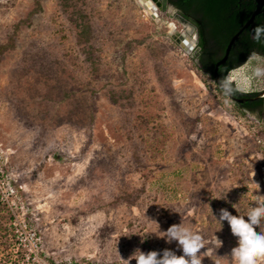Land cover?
Wrapping results in <instances>:
<instances>
[{
    "label": "rangeland",
    "instance_id": "374dc122",
    "mask_svg": "<svg viewBox=\"0 0 264 264\" xmlns=\"http://www.w3.org/2000/svg\"><path fill=\"white\" fill-rule=\"evenodd\" d=\"M175 13L154 17L138 0H0V47L14 40L0 51V264H33L23 219L52 264L181 256L159 233L181 223L205 238L202 264L231 258L238 238L217 220L221 209L247 220L264 195V117L197 69ZM258 70L252 61L228 79L259 92Z\"/></svg>",
    "mask_w": 264,
    "mask_h": 264
},
{
    "label": "trees",
    "instance_id": "16d2710c",
    "mask_svg": "<svg viewBox=\"0 0 264 264\" xmlns=\"http://www.w3.org/2000/svg\"><path fill=\"white\" fill-rule=\"evenodd\" d=\"M170 3L183 14L194 16L200 22L199 62L196 67L199 71L213 77L217 61L222 58L230 39L247 23L253 8L248 6V1L244 0H170ZM81 23L84 25L79 35L84 41H88L91 36V27L85 20ZM261 31L264 34V27ZM246 33L247 31H244L241 35L243 41L241 37L237 40L227 63L219 68L221 81L232 93L241 95L243 92L237 91L236 85L229 81L228 76L230 72L246 62L250 49L256 44V40L250 39V34L245 36ZM256 35L259 36V29ZM8 47H14L13 39L8 45L1 46L0 51L3 53ZM217 87L219 92L227 97L226 93L219 86ZM259 103L255 102L247 106L256 107Z\"/></svg>",
    "mask_w": 264,
    "mask_h": 264
},
{
    "label": "clouds",
    "instance_id": "9594fccd",
    "mask_svg": "<svg viewBox=\"0 0 264 264\" xmlns=\"http://www.w3.org/2000/svg\"><path fill=\"white\" fill-rule=\"evenodd\" d=\"M246 217L247 220L244 216L232 215L226 209L220 210L219 219H215L221 226L223 221L228 222L231 233L238 238V246L232 249L230 259L218 257L216 264L225 259L227 264H260L264 261V195H255V206L250 207ZM257 228L260 229L259 233L256 231ZM159 233L167 243L176 241L183 255L177 256L167 249L163 251L162 256L156 251L145 254L137 250L129 260H123L124 264H131L133 257L136 264H202L204 257H208V250L201 254V250L206 248L205 238L185 227L183 223L173 225L166 232ZM215 242L219 247L222 246V242L216 236Z\"/></svg>",
    "mask_w": 264,
    "mask_h": 264
},
{
    "label": "flooded vegetation",
    "instance_id": "af4514ba",
    "mask_svg": "<svg viewBox=\"0 0 264 264\" xmlns=\"http://www.w3.org/2000/svg\"><path fill=\"white\" fill-rule=\"evenodd\" d=\"M244 1L245 2L248 1L249 5L248 4L247 5L252 7L253 8L252 12H254L256 7H257V5H258V2L256 0H244ZM168 8L173 9L176 12L175 15L181 16L186 21H188L189 23H191L193 26L196 27V29H197V37H198V45L196 46V48L199 49L200 48L199 47V44H200V28H199L200 27L199 26L200 22L198 21V19H196L194 16H191L189 14H186V15L183 14L178 8H176L173 4L170 3V0H168ZM263 27H264V5L262 7V12L255 18L254 23L247 30H245V31H247L245 36H247V34H250V39L251 40H256V44H255V46H253L250 49L248 59L242 65V66H245L248 63H252V61H253L254 64H256L258 66L259 70H260L259 74H258V71H257V75H256L259 78H264V37H263L264 34L261 31V29ZM185 29H186L185 33L187 32V30L191 31V33H193V31L191 30L190 27H186ZM257 29H259V36L256 35ZM245 36H244V39H246ZM242 37H241V41H243ZM235 44H234V46H235ZM234 46H233V48H234ZM233 48H232V50H233ZM232 50H231V52H232ZM197 59H198V57H197ZM228 60H229V58H228ZM198 62H199V60H198ZM237 91H239V90L237 89ZM262 92H264V89L259 91V92L243 93V95H241L239 93H236V94L233 93V94H234V96L239 97V98L249 99V98H253L255 96H258ZM255 102H258V103L260 102V103L257 104L256 107H254V106L248 107L247 106V105L253 104ZM233 103L238 105V106H240V107H242L241 109H243L246 113H249L251 115H256L258 117H264V97L259 99V100H257V101H246V102H244L242 104H238V103H235V102H233ZM254 108H255V110L253 111Z\"/></svg>",
    "mask_w": 264,
    "mask_h": 264
},
{
    "label": "water",
    "instance_id": "95a60500",
    "mask_svg": "<svg viewBox=\"0 0 264 264\" xmlns=\"http://www.w3.org/2000/svg\"><path fill=\"white\" fill-rule=\"evenodd\" d=\"M141 6L146 9L148 12L154 14L157 13V10L161 9L163 12H166L168 8V0H138ZM258 2V5L251 15L248 22L239 29V31L230 39L225 52L222 56V58L216 63L214 73H213V80L216 83L217 86H219L227 95L228 99L231 101L242 104L246 101H257L264 97V92L259 94L258 96H255L253 98L244 99L234 96V94L229 90V88L221 81L220 75H219V68L220 66L226 64L228 61V58L230 56L231 50L238 40V38L243 34L245 30H247L253 23L255 18L262 12V7L264 5V0H256ZM175 18L181 21L184 24L190 25L194 29V36L185 35L182 33V35L179 37L180 39V46L181 48L188 54H191L192 51L196 48L198 45V37H197V29L195 26H193L191 23L186 21L184 18H182L179 15H175ZM194 39V40H192Z\"/></svg>",
    "mask_w": 264,
    "mask_h": 264
},
{
    "label": "built area",
    "instance_id": "2783aa9c",
    "mask_svg": "<svg viewBox=\"0 0 264 264\" xmlns=\"http://www.w3.org/2000/svg\"><path fill=\"white\" fill-rule=\"evenodd\" d=\"M16 226L18 227V232L22 231L20 233V236H22L25 233L24 238L22 239L20 237V246L24 247L25 251V260L26 262L30 263L32 262L33 264H52V263H47L42 260L40 257V241L39 238L37 237L36 231L30 230V232H26L28 225L25 223V219L21 220L19 224ZM70 264H93L89 263L88 261H77L74 263Z\"/></svg>",
    "mask_w": 264,
    "mask_h": 264
},
{
    "label": "bare ground",
    "instance_id": "6f19581e",
    "mask_svg": "<svg viewBox=\"0 0 264 264\" xmlns=\"http://www.w3.org/2000/svg\"><path fill=\"white\" fill-rule=\"evenodd\" d=\"M145 10H146V9H145ZM146 12H147L148 14H150V15H153L152 13L148 12L147 10H146ZM157 12H158V10H157ZM156 14H157V13H156ZM156 14H154V15L156 16ZM184 27H185V28H186V27H190L191 30L193 31V33H191V31H188V30H187V32L184 33L185 35L194 36V29H193L190 25L185 24ZM178 37H179V36H178ZM192 40H194V39H192Z\"/></svg>",
    "mask_w": 264,
    "mask_h": 264
}]
</instances>
